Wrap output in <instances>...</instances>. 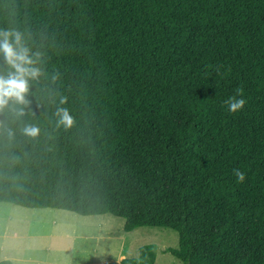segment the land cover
I'll return each mask as SVG.
<instances>
[{
	"label": "trees",
	"instance_id": "trees-1",
	"mask_svg": "<svg viewBox=\"0 0 264 264\" xmlns=\"http://www.w3.org/2000/svg\"><path fill=\"white\" fill-rule=\"evenodd\" d=\"M6 30L42 74L0 111V203L171 229L182 264H264V0H0Z\"/></svg>",
	"mask_w": 264,
	"mask_h": 264
},
{
	"label": "rangeland",
	"instance_id": "rangeland-1",
	"mask_svg": "<svg viewBox=\"0 0 264 264\" xmlns=\"http://www.w3.org/2000/svg\"><path fill=\"white\" fill-rule=\"evenodd\" d=\"M123 224V219L109 214L79 216L62 210L0 203V262L120 264L125 258L136 257L141 246L155 244L156 264H182L165 252L178 246L175 231L137 228L125 233Z\"/></svg>",
	"mask_w": 264,
	"mask_h": 264
},
{
	"label": "clouds",
	"instance_id": "clouds-1",
	"mask_svg": "<svg viewBox=\"0 0 264 264\" xmlns=\"http://www.w3.org/2000/svg\"><path fill=\"white\" fill-rule=\"evenodd\" d=\"M0 54L3 55L7 65L12 69L7 76L0 75V111H3L10 103L26 105V95L29 92L30 81H36L42 74V69L37 66L41 53H31L25 45L23 35L19 31L6 30L0 32ZM243 90L237 89L236 95L225 100V104L231 114H236L244 109L246 100L242 98ZM64 101H61L63 103ZM21 108L18 116H23ZM58 125L70 128L73 124L72 117L67 109H57ZM23 133L29 137H36L39 128L35 125H25ZM233 174L239 183L245 181V173L234 169Z\"/></svg>",
	"mask_w": 264,
	"mask_h": 264
},
{
	"label": "crops",
	"instance_id": "crops-1",
	"mask_svg": "<svg viewBox=\"0 0 264 264\" xmlns=\"http://www.w3.org/2000/svg\"><path fill=\"white\" fill-rule=\"evenodd\" d=\"M47 209H49V208H47ZM122 255V254H121ZM121 255H119V257L121 256ZM138 256V252H137V254H136V257ZM135 258V257H134ZM6 259H9V258H6ZM11 260V259H10ZM158 261V254H157V256H156V260H155V263L154 264H156V262ZM11 262V261H10ZM12 263V262H11Z\"/></svg>",
	"mask_w": 264,
	"mask_h": 264
}]
</instances>
